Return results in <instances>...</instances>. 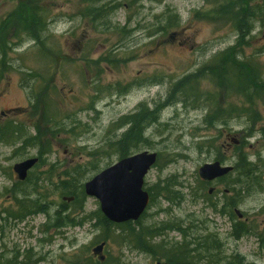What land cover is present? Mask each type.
Wrapping results in <instances>:
<instances>
[{
  "label": "rangeland",
  "instance_id": "374dc122",
  "mask_svg": "<svg viewBox=\"0 0 264 264\" xmlns=\"http://www.w3.org/2000/svg\"><path fill=\"white\" fill-rule=\"evenodd\" d=\"M18 1L0 0V130L4 137L17 130L38 140L19 150L17 136L0 137V214L17 211L12 166L42 152L30 180L42 182L36 191L46 213L22 222L0 218V264H70L84 248L90 254L100 236L95 220L57 227V213L73 202L63 201L59 188L73 170L78 187L119 161L115 145L129 128L121 119L146 110L155 119L141 128L147 142L138 141L128 156L155 153L158 162L143 184L154 189L152 201L131 228L166 229L152 245L201 239L204 250L217 243L200 251L206 259L198 264H210L209 255L211 264H264V88H251L246 99L226 71L218 68L221 75L212 77L204 69L230 50L229 59L251 64L264 85V0H38L47 24L44 45L14 33L17 17H9ZM224 6L241 15L253 11L243 40L230 16L219 14ZM105 7L99 18L83 16L85 9ZM170 18L178 28L163 32ZM187 76V87L176 88ZM232 126L240 145L228 150L221 133ZM240 155L257 165L256 179L238 175ZM214 162L233 167L232 174L202 181L198 169ZM31 190L22 188L35 199ZM78 203V222L100 210L85 194ZM236 222L248 230L240 238L233 236ZM107 233V264H163L158 253L118 242L119 230Z\"/></svg>",
  "mask_w": 264,
  "mask_h": 264
},
{
  "label": "trees",
  "instance_id": "16d2710c",
  "mask_svg": "<svg viewBox=\"0 0 264 264\" xmlns=\"http://www.w3.org/2000/svg\"><path fill=\"white\" fill-rule=\"evenodd\" d=\"M241 1V0H239ZM102 0H83V3L85 4H96L100 3ZM19 6L17 11L9 17V20L12 19V17L16 16L17 21L13 24L14 33H17V36H27L32 37L33 40L39 44L44 45V40L42 37L40 38V34L42 35L43 32L47 29V24L44 19V13L45 11L43 8H40V3L38 0H20L18 1ZM108 12L105 9H85L83 16H89L90 18H99L102 12ZM230 8L227 6L222 7V9L219 11V14L226 15L227 17L230 16V20L234 22V27L237 30V33L239 37L243 40V38L248 33L249 29L247 28V16L252 15L253 11L248 9L245 10L243 15L239 14V11L232 12ZM92 15V16H91ZM232 15V16H231ZM228 18V19H229ZM5 22L2 24L4 26ZM178 22H175L173 19H168L165 25L162 27V31L165 32L167 30L171 31L174 28L177 29ZM1 36V35H0ZM36 44V45H37ZM3 48H7V46L3 45ZM1 48V52H2ZM230 50L225 51L224 53L220 54L213 62L209 65V67H204L209 70V74L212 77L220 76L221 74H218L216 70L218 68L223 69L225 74H230L234 79V84L236 86V91L243 95L244 98L249 99L250 96L248 95L249 91H251V88L260 87L262 90L264 88V85L261 84V78L258 73V71L251 65L247 64L245 62H238L235 59H229L228 54ZM3 53V52H2ZM200 74L203 75V70L200 72ZM190 81L189 76L183 77L178 84L176 85V88L178 87H187V83ZM260 85V86H259ZM253 92V91H251ZM255 94L260 93V89L254 90ZM41 100V99H40ZM140 112H143L142 110ZM152 114V113H151ZM152 120L155 121L154 117L152 119H149V112L146 110L144 114L141 115L139 112L132 114L126 118L121 119L122 124L129 125V128L121 135V139L117 142L115 145L117 147L119 158H126L129 155L128 150L136 148V144L138 141L140 142H147L146 138L143 137V133L141 128L148 123V121ZM11 133V132H10ZM15 136V141H20V148L19 150H25L26 147L34 145L38 137L33 138H27L26 136H21L19 131L15 130L10 134V137L13 139ZM0 137L3 141H7L11 138H9V134L4 137L3 132H0ZM4 137V138H3ZM128 149L126 150V148ZM44 153V152H42ZM41 154V153H40ZM94 156V155H90ZM158 159L156 161L155 167L157 165ZM257 165L254 163H250L247 161L245 156L240 155V157L237 160V169H238V175H241V177L245 180L247 179H256L254 176L255 168ZM95 168V166H93ZM68 180L65 181L64 186L59 188L60 195L67 197V198H73V202L71 204L70 209H63L62 211L57 213V219L56 222L58 226H64V227H76L81 226L83 223L87 221L95 220L94 228L100 231V236L92 242L91 246L87 248V250L90 248V254L88 256H85L86 251L85 248L81 251V254L78 256H75L73 260L70 262V264H107L108 258L105 256V259L103 262H100L98 258L94 257L92 255V249L96 247L97 245H100L102 243L105 244V247L107 246L108 242L110 241V238L108 237V231L110 228L119 230L118 236H116L117 241L120 243H133L135 245L136 249L138 250H148V252H151V254L158 253L159 258L162 259L163 264H198L197 262H203L205 257L200 255V251L202 249H199L202 247V240H197L192 243H182V244H174V245H168L164 244L163 242L160 243H153V245L150 242H153V240L160 237L163 232L166 230L164 228L161 229H155L152 228H145L140 230L138 227L137 229L131 228V223H125L121 225H115L113 223H110L108 220L105 219V217L102 215L99 209L96 210L95 213H91L88 215H84L80 222L76 221V212L77 210H81V214H83L82 210V204L79 205V201L84 199V192H83V185H79L78 187L75 186L74 183V176H78V172L76 170H73L71 173H67ZM30 181V176L26 178L24 182L16 183L15 188L17 189V193H15V202L17 205L16 213L15 215H10L15 220H22L27 216L34 215L38 211V203L35 199H31L26 193H18L22 190L23 187H26L27 184ZM25 185V186H24ZM37 185H32L31 189L36 191ZM157 188V186L155 187ZM153 191L154 189H149L148 195L149 200L152 201L153 197ZM158 192V191H157ZM42 196V195H41ZM149 201V202H150ZM93 217V218H92ZM137 225V224H136ZM233 230V236L236 238H240L243 236L248 230L246 229V226L242 224L241 222H236L232 225ZM181 232V231H179ZM183 236H188L186 233L181 232ZM187 244V245H186ZM193 245V248H189L188 245ZM214 245H210L209 247H206V250H213L211 246H218L217 243H212ZM208 260L211 264L212 262V256L209 255ZM6 264H15L14 259L13 261L8 260Z\"/></svg>",
  "mask_w": 264,
  "mask_h": 264
},
{
  "label": "water",
  "instance_id": "95a60500",
  "mask_svg": "<svg viewBox=\"0 0 264 264\" xmlns=\"http://www.w3.org/2000/svg\"><path fill=\"white\" fill-rule=\"evenodd\" d=\"M155 153L141 152L123 158L114 165L102 170L92 179L84 183L83 191L88 197L95 198L100 205L102 215L113 224L136 222L145 212L149 196L143 189L144 178L155 165ZM37 163L36 158L21 161L12 169L19 181H24L27 173ZM232 167L221 166L218 162L204 164L198 169V176L205 182L221 179L231 173ZM209 190V194H211ZM71 202L72 198H62ZM239 219L241 214L236 211ZM105 244L102 243L92 249V255L103 262Z\"/></svg>",
  "mask_w": 264,
  "mask_h": 264
},
{
  "label": "flooded vegetation",
  "instance_id": "af4514ba",
  "mask_svg": "<svg viewBox=\"0 0 264 264\" xmlns=\"http://www.w3.org/2000/svg\"><path fill=\"white\" fill-rule=\"evenodd\" d=\"M235 122H236V119H232L230 123L232 124V123H235ZM232 127H230V128H224L222 130V133H221V136L223 137V142H224L223 143V147H225L228 150L233 149V148H235V147H237V146L240 145V141L238 139L240 135H238L236 133V131H235V128L234 127L232 128ZM0 132H1V130H0ZM43 156L45 157V153L38 154L37 156H34V157H26L24 159V160H28V159H32V158H36L37 159V164L31 170L28 171L27 177H29L32 174V172L37 167L40 166V164L43 162ZM221 165L222 166H225L224 164H221ZM232 169H233V167H232ZM11 171H12V177H15L16 180H14V183H13L14 185H13V187H12V189L10 191L13 192V193H17L16 192L17 189L15 188L16 183L24 182L26 179L24 181H19L18 178H17V175L14 173L13 169ZM232 172H233V170H232ZM232 172L230 174H228L227 176L219 179V181L225 180L227 177H229L232 174ZM10 181H11V179H10ZM40 183H42V182H40V179H34V180L31 179L27 185H28V187H32V185H40ZM18 193H22L23 194V191L21 190ZM34 193L37 195V191L31 190L30 195L33 196ZM34 198H36V201L38 203V207H37L38 208V211H37V213L35 215L36 216H38V215H44L46 213V210H45L46 207L44 206V203H42V201H40L39 195H37V196L34 195ZM16 208H17V205H16ZM0 216H1L0 218H1V221L2 222L7 223L8 221H10V219H8V218H11V217L6 216V215H4V217H2L1 214H0ZM5 217H8V218H5ZM27 217H29V216H27ZM27 217H25V218H27ZM20 221L22 222L23 219L20 220ZM57 227H58V225H57Z\"/></svg>",
  "mask_w": 264,
  "mask_h": 264
},
{
  "label": "bare ground",
  "instance_id": "6f19581e",
  "mask_svg": "<svg viewBox=\"0 0 264 264\" xmlns=\"http://www.w3.org/2000/svg\"><path fill=\"white\" fill-rule=\"evenodd\" d=\"M149 203V202H148ZM60 227H63V226H61L60 225ZM76 227H79V226H76ZM76 227H73V228H76ZM182 244V243H181ZM187 245V244H186ZM189 246V248L191 249L192 247H193V245L191 244V246L190 245H188ZM97 258V257H96Z\"/></svg>",
  "mask_w": 264,
  "mask_h": 264
}]
</instances>
